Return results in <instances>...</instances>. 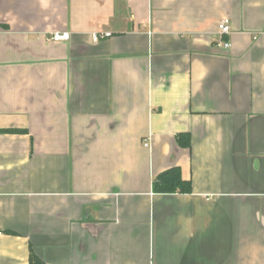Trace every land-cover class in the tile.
<instances>
[{"label":"crops","instance_id":"0c3cea01","mask_svg":"<svg viewBox=\"0 0 264 264\" xmlns=\"http://www.w3.org/2000/svg\"><path fill=\"white\" fill-rule=\"evenodd\" d=\"M32 258L264 264V0H0V264Z\"/></svg>","mask_w":264,"mask_h":264},{"label":"trees","instance_id":"16d2710c","mask_svg":"<svg viewBox=\"0 0 264 264\" xmlns=\"http://www.w3.org/2000/svg\"><path fill=\"white\" fill-rule=\"evenodd\" d=\"M5 133H15L18 131L9 130ZM179 144L182 147H190V136H180ZM153 191L158 195H190L193 192L192 184L185 181L182 177L180 169L169 170L160 175L153 183ZM31 264H44L42 261L32 258Z\"/></svg>","mask_w":264,"mask_h":264},{"label":"built area","instance_id":"2783aa9c","mask_svg":"<svg viewBox=\"0 0 264 264\" xmlns=\"http://www.w3.org/2000/svg\"><path fill=\"white\" fill-rule=\"evenodd\" d=\"M218 35L220 36L221 39L228 38L232 35L231 21L229 18L222 19L220 23L218 24ZM110 37H111V34H95L93 35V41L95 43H98L101 40L110 38ZM69 39H70V35L68 33H65V34L56 33L52 35L51 37V41L55 43L66 42V41H69ZM219 47L224 50H230L232 49V43L224 42V43H221ZM143 146L146 149L151 148L149 139L144 141Z\"/></svg>","mask_w":264,"mask_h":264}]
</instances>
